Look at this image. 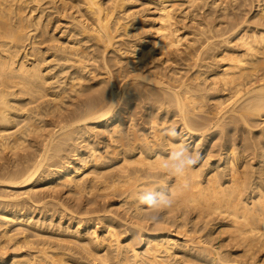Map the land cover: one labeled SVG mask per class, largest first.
Returning a JSON list of instances; mask_svg holds the SVG:
<instances>
[{"label":"bare ground","instance_id":"1","mask_svg":"<svg viewBox=\"0 0 264 264\" xmlns=\"http://www.w3.org/2000/svg\"><path fill=\"white\" fill-rule=\"evenodd\" d=\"M0 264H264V0H0Z\"/></svg>","mask_w":264,"mask_h":264},{"label":"clouds","instance_id":"2","mask_svg":"<svg viewBox=\"0 0 264 264\" xmlns=\"http://www.w3.org/2000/svg\"><path fill=\"white\" fill-rule=\"evenodd\" d=\"M161 136L176 140L179 139L180 133L175 127L167 126L161 130ZM200 159L201 156L198 152L190 150L181 141L172 146L166 157L158 158V167L165 174L183 178L200 162ZM132 199L136 202L138 208L146 207L155 210L150 216L153 221L160 218V210H169L174 205L171 192L159 182H153L151 185L133 193Z\"/></svg>","mask_w":264,"mask_h":264},{"label":"rangeland","instance_id":"3","mask_svg":"<svg viewBox=\"0 0 264 264\" xmlns=\"http://www.w3.org/2000/svg\"><path fill=\"white\" fill-rule=\"evenodd\" d=\"M241 1H242V0H241ZM243 1H245V3H246V2L249 1V0H243ZM247 4L249 5L250 2H248ZM247 4L245 5V7H249ZM245 7H244V8H245ZM73 102H75V100H74ZM73 102H72V103L70 102V103L72 104V106H71L70 103H66V106H68V108H73V107H74ZM74 108H76V106H75ZM138 109H139V108H138ZM139 110H140V109H139ZM139 110H138V111H139ZM139 116H140V115H139Z\"/></svg>","mask_w":264,"mask_h":264}]
</instances>
